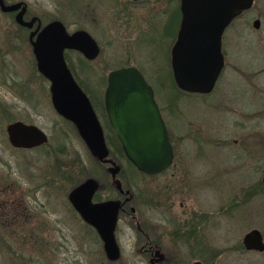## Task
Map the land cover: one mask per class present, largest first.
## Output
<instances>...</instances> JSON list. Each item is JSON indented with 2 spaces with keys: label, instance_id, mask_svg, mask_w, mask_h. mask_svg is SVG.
Here are the masks:
<instances>
[{
  "label": "rangeland",
  "instance_id": "374dc122",
  "mask_svg": "<svg viewBox=\"0 0 264 264\" xmlns=\"http://www.w3.org/2000/svg\"><path fill=\"white\" fill-rule=\"evenodd\" d=\"M82 1L24 0L28 14L40 16L43 22L64 18V13L80 17ZM255 18L260 19L258 27L252 24ZM64 20L70 28L79 25V19ZM111 29L107 41H99L101 51L94 61H75L79 58L71 55L74 61L69 63L75 76L88 87L92 81L94 90L99 91L102 76L109 70L132 64L154 86L164 107H171L173 101L179 113L174 118L169 113V126L175 137L178 133L181 136L176 154L186 155L194 174L210 169L213 176L209 187L200 185L196 193L200 197L213 195L216 209L230 201L234 192H247L245 205L233 209L231 215H217L207 225L205 241L224 249L216 264H264V250H228L252 227L261 230L264 239V188L256 189L262 186L264 175V0H253L226 27L225 64L209 93L180 91L161 42L135 44L133 49L141 61H113ZM93 30L103 35L101 29ZM20 32L13 13L0 10V61L6 63L3 75L0 63V264L106 263L95 230L81 219L67 193L87 177L98 179L104 191V181L110 178L107 165L92 155L73 124L54 110L49 80L36 68L26 32L21 37ZM21 81L25 82V93L33 90L35 94L19 97ZM15 119L38 124L48 134V142L32 148L11 146L5 125ZM111 153L122 177L133 180L129 183L132 188L143 192L146 177L123 155ZM197 154L199 161L193 165ZM162 176L159 174L157 180ZM207 242L201 240L202 244ZM199 254L203 257L196 259L212 263L209 247H199ZM126 259L133 261L130 256ZM193 259L187 256L184 261L190 264Z\"/></svg>",
  "mask_w": 264,
  "mask_h": 264
},
{
  "label": "flooded vegetation",
  "instance_id": "af4514ba",
  "mask_svg": "<svg viewBox=\"0 0 264 264\" xmlns=\"http://www.w3.org/2000/svg\"><path fill=\"white\" fill-rule=\"evenodd\" d=\"M181 5L182 0H97L96 2H93V0H83L80 6V17H78L76 14L69 13V15H66L64 13V18L53 17L49 21L43 22L40 16L28 14L26 3L23 19L32 20L30 26L16 22L15 14L20 8L10 11L0 9L6 14L13 13L14 20L21 30L20 37L26 32V40L31 47L35 65L37 60L32 50L31 40H35L40 30L51 21H61L68 34L78 30H84L95 40L97 44L98 51L93 57H88L80 50L70 47L63 49V57L75 81L88 96L102 127L104 140L106 146L108 147L107 159L109 160H97L100 163H105L107 165L106 168L110 178L104 181V191L101 189L103 184L95 178L97 181V188L92 194L91 200L93 202H103L107 200L115 201L117 208L113 235L118 249V254L115 258H110L107 256L104 241L101 236L91 224L81 218L96 232L97 241L101 247L103 257L106 260V263L103 261L101 264H113L115 262H117V264H187V262L185 263L184 261V258L187 256L194 258L190 263L193 264L195 261H202L200 259H196L197 257H203L199 254V247H209V252L211 255L210 257L213 259L212 263H206L204 261L202 262L205 264H216L218 258L224 253V249L216 248L215 246L210 245L209 242L205 241L204 232L207 229V225L212 223L217 215H231L230 212H232L233 209L243 206L242 204H244V202L247 200V192L245 191L244 194L240 189L239 191L234 192L235 194L230 198V201L228 200L227 202L220 204L215 209L213 195L211 198L209 195L207 197H200L199 194L196 193L195 188H199L200 185L206 187L209 183H211L213 177L211 176V171L209 169L202 171L200 175H197L196 172L194 174L189 168L191 167L189 163L190 160L187 159L186 155L179 154L178 157V154H176V145L180 144L179 137L181 136L178 133L177 137H175V133L169 126L168 116L169 113H172V117L174 118L179 113L178 107L175 105V103H173V101L171 107H164L162 101H159L156 98L155 89L151 83L150 84L153 88L155 100L158 103L161 116L167 129L169 140L172 146L173 157L171 162L160 171L147 173L138 169V171L147 179L145 190L143 192H138L136 188H132L133 186L129 183L133 180H127L124 178V176L122 177L120 174L121 167L116 162L115 158L112 157L113 153H111L110 149L111 145L116 143L120 145V143L109 122L104 104V92L107 82V75L104 78L102 76V83L98 85L101 86V89L99 91H95V85L92 81L88 80L90 82L88 87L84 81L82 82V80L77 79L75 72L69 63V61H74V57L71 56L72 54H76L79 58L78 60L75 58V61H94L101 51L99 41H107L106 34H108L107 31L110 26L112 29L109 32H113L111 33L113 35L112 39L109 40V43L114 47L113 54H115L114 57H111L110 59L113 61H141V57L138 58V55L136 57L135 53H137V50L133 49L134 45H146L152 40L161 42L165 51L166 61H172V51L180 41L179 33L181 30V18L183 15ZM70 17L75 18L76 21L79 19V25L76 24V27L70 28V24L64 20ZM75 23L76 22H74V24ZM94 27L101 29V32L103 33L101 37L95 34L93 30ZM31 31H34V33L30 38ZM224 31L221 36L223 55V42L225 37ZM0 63L3 75V66L6 63L4 61H0ZM4 76H2V79H4ZM18 85L21 87L20 91L18 92L19 97L25 98L35 94L33 90L26 91L25 93V82H18ZM180 91L182 90L180 89ZM61 117L65 121L72 123L76 128L75 124L71 120L63 116ZM195 130L197 131V127ZM196 144L198 145V143ZM198 155L199 154L194 156L193 165L195 161H199ZM123 157L128 161V163L134 166L126 158L124 153ZM113 164L117 166V170H115L114 174H112L111 170H109V167H111ZM191 172L192 175H190ZM159 174H163L160 181L157 180V176ZM204 174L207 176H203ZM261 183L262 186H257L256 189L261 190L264 188L262 178ZM106 214H111V210H102L101 216ZM127 230L129 231L128 233L126 232ZM259 231L261 232V230ZM246 232H244V234ZM244 234L242 235L240 243H238V245H232V248H228V250L234 249L240 250L241 252L250 251L257 253L264 250V248L261 250L247 248L243 242ZM261 235L262 241L264 242L262 232ZM201 240L207 243L202 244ZM129 256L131 259H133L132 262L126 259ZM122 258L124 260H122Z\"/></svg>",
  "mask_w": 264,
  "mask_h": 264
},
{
  "label": "water",
  "instance_id": "95a60500",
  "mask_svg": "<svg viewBox=\"0 0 264 264\" xmlns=\"http://www.w3.org/2000/svg\"><path fill=\"white\" fill-rule=\"evenodd\" d=\"M253 0H182L183 15L179 44L172 51L171 70L174 82L182 90L210 92L224 66L221 36L231 20L249 8ZM26 3L22 0L6 3L0 9L16 10V22L30 26L24 20ZM258 27L260 19L252 21ZM34 31L30 32V38ZM38 71L50 80V100L54 110L71 120L88 149L98 160L106 161L108 147L103 130L86 93L75 81L64 57L63 49L76 48L88 57L97 54L95 40L84 30L68 34L59 20L47 23L31 40ZM104 104L109 122L126 158L147 173L165 168L173 151L164 120L154 97L151 84L135 65H122L107 73ZM8 142L17 148H32L48 141L46 132L36 123L16 119L5 125ZM112 174L117 170L109 167ZM264 186V175L262 176ZM97 181L87 177L67 194L81 218L91 224L104 241L108 257L118 254L113 229L116 220L115 201L93 202ZM102 210L111 214L101 216ZM247 248H264L259 229L252 228L243 236ZM193 264H205L195 261Z\"/></svg>",
  "mask_w": 264,
  "mask_h": 264
},
{
  "label": "trees",
  "instance_id": "16d2710c",
  "mask_svg": "<svg viewBox=\"0 0 264 264\" xmlns=\"http://www.w3.org/2000/svg\"><path fill=\"white\" fill-rule=\"evenodd\" d=\"M41 74V73H40ZM42 75V74H41ZM43 76V75H42ZM4 115H6V114H4ZM6 116H8V115H6ZM9 118V117H8ZM110 148H111V152H114L115 154H120V155H123V151H122V149H121V147H120V145L118 144V143H116V144H113V145H111L110 146ZM66 173V172H65ZM70 175H71V173H70ZM69 175V173H68V176L69 177H71ZM72 178V177H71ZM74 183V182H73Z\"/></svg>",
  "mask_w": 264,
  "mask_h": 264
}]
</instances>
